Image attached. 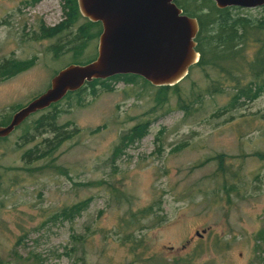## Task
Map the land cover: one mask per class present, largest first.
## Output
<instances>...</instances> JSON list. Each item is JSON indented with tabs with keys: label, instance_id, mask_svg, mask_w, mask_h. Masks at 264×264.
Returning a JSON list of instances; mask_svg holds the SVG:
<instances>
[{
	"label": "rangeland",
	"instance_id": "obj_1",
	"mask_svg": "<svg viewBox=\"0 0 264 264\" xmlns=\"http://www.w3.org/2000/svg\"><path fill=\"white\" fill-rule=\"evenodd\" d=\"M31 1L0 0V61H32L0 80V122L46 90L73 58L65 49L53 53L65 32H39V25L63 20L62 1ZM95 47L96 39L88 42L77 62ZM187 74L177 84L183 97L204 91L214 77L197 69ZM225 90L202 94L186 114L172 89L161 110L149 113L158 106L156 89L140 80L95 97L85 92L80 105L68 98L56 107L57 123L75 134L26 165L22 153L39 148L45 135L31 142L21 136L40 113L0 138V264H264V95L214 116L227 103ZM155 116L140 141L120 145L130 127ZM86 199L72 221L53 218ZM146 206L152 214L126 226Z\"/></svg>",
	"mask_w": 264,
	"mask_h": 264
},
{
	"label": "trees",
	"instance_id": "obj_2",
	"mask_svg": "<svg viewBox=\"0 0 264 264\" xmlns=\"http://www.w3.org/2000/svg\"><path fill=\"white\" fill-rule=\"evenodd\" d=\"M63 1L65 6L67 7L68 3L69 7H67L69 9L68 13H65L66 20L49 28L40 25L39 32L42 34L41 37H58L61 36L62 32H65L67 38L60 45L54 47L57 48L56 50L54 49L55 51L53 50L54 56H58L60 51L63 52V49H65L73 57L67 65L88 63L94 59L96 52L83 63L77 62L79 61L78 56H81L88 42L93 39L97 41L100 25L99 23L90 22L80 15L76 0ZM173 3L184 15L196 21L197 31L193 38V43L194 51L198 57L197 61L188 68L187 72L191 69H197L207 79L209 74L214 75L212 79H208V84L204 91L190 90L191 93L183 97L178 93V83L173 86L154 87L134 75H116L104 80L86 82L78 90L67 93L60 101L39 111V116L29 122L24 128L21 136L23 142H31L34 137L45 135L40 141L39 148L34 146L22 153L21 160L25 165L48 158L63 141L72 138L75 134V129L72 131L66 130L68 127L66 124L58 125L57 123L60 110H57L56 107L60 102L73 97L75 98V103L80 105L83 101L81 94L87 92L90 96L95 97L98 91H111L115 83L133 84L135 80H140L144 85L155 88V104L158 106L152 107L149 113L161 110L160 106L170 98L168 93L171 89L176 90V106L178 110L186 114L192 109L194 101H200L202 94H221L226 91L225 88H228L230 92L229 98L227 103L214 114L217 117L241 108L264 95V6L245 11V9L236 7L219 9L215 7L211 0H173ZM250 11L255 13H250ZM80 19L84 22L77 25V21ZM56 51L58 52L56 53ZM31 64V60L23 61L18 63L12 72L10 71L6 74L0 72V80L8 79L17 72L27 70ZM20 107L15 108L14 111ZM156 117L135 123L121 135L120 145L126 147L140 141L148 133L149 125L156 120ZM9 119L0 122V126H5ZM155 139H157V136ZM259 156L264 159V155ZM222 170H224V167L220 163L218 171L221 172ZM228 190L231 191V188ZM88 202L89 199H86L72 206L64 207L53 218L72 221L74 217L87 208ZM151 208V206H146L130 214L126 226L133 227L137 225L139 221L136 218L137 215L141 218L151 215ZM127 237H130V235L123 236L124 241L131 244L132 240L131 242L128 241ZM81 241L85 242V239Z\"/></svg>",
	"mask_w": 264,
	"mask_h": 264
},
{
	"label": "water",
	"instance_id": "obj_3",
	"mask_svg": "<svg viewBox=\"0 0 264 264\" xmlns=\"http://www.w3.org/2000/svg\"><path fill=\"white\" fill-rule=\"evenodd\" d=\"M211 1L219 9L264 6V0ZM76 5L83 18L100 25L94 59L58 70L46 90L0 126V138L91 80L134 75L154 87L173 86L197 61L193 43L196 21L184 15L173 0H76Z\"/></svg>",
	"mask_w": 264,
	"mask_h": 264
},
{
	"label": "flooded vegetation",
	"instance_id": "obj_4",
	"mask_svg": "<svg viewBox=\"0 0 264 264\" xmlns=\"http://www.w3.org/2000/svg\"><path fill=\"white\" fill-rule=\"evenodd\" d=\"M61 1H62V3H61V12H62V19H63L62 21H64L67 18L66 15H65V13H68L69 9H67L68 3H67V7H66L65 4H64V1L63 0H61ZM31 3L34 4L35 3V0H32ZM62 21H60V22H62ZM18 63H20V62L18 60L14 59V58H4V59H1V61H0V72L5 73V74L7 72H10V71L12 72V71H14V69H15V67H16V65Z\"/></svg>",
	"mask_w": 264,
	"mask_h": 264
}]
</instances>
